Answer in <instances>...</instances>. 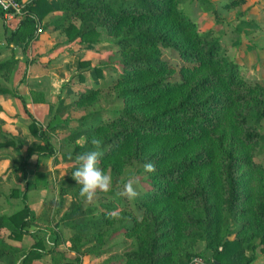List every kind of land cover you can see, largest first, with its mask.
I'll return each instance as SVG.
<instances>
[{"label": "trees", "instance_id": "trees-1", "mask_svg": "<svg viewBox=\"0 0 264 264\" xmlns=\"http://www.w3.org/2000/svg\"><path fill=\"white\" fill-rule=\"evenodd\" d=\"M191 1L215 14L213 28L198 31L184 8ZM241 2L245 0L225 6ZM52 11L62 13L49 26L65 34L68 42L76 40L80 49L98 51L104 29L117 49L97 65L80 59L77 73L67 83L75 78L79 85L73 88L71 103L62 99L60 108L86 112L63 138L62 144H74L65 159L75 167L87 160L100 162L104 170L121 174L137 162L146 166L150 186L135 198L143 210L140 218L111 202L100 205L99 215L95 208L74 207L56 220L58 226L70 228V249L75 252L63 264H82L86 255H103L104 246L92 244L105 243L116 234L132 238L134 248L115 264H191L194 257L211 264H253L258 250L264 253V166L254 160L264 149V85L248 80L242 66L229 56L224 20L213 2L32 0L9 43L26 49L36 38L39 21ZM164 49L182 63L167 61ZM17 64L15 58L0 60V78L9 80ZM108 70L116 79L107 90L124 105L108 115L105 110L89 111L104 94ZM85 72L91 73L96 85L85 84ZM1 95L19 93L0 82ZM43 95L32 92L35 101L44 100ZM22 101L33 119L32 134L39 140L14 168L15 176L22 172L27 177L32 158H51L60 152L52 137L64 123L56 113L44 127ZM21 147L20 139L0 131V150L14 148L23 154ZM75 167L60 186L63 203L80 182ZM10 196L20 198L24 206L0 214V259L29 264L41 254L43 244L24 249L6 239L34 235L29 228L40 223L26 189L14 187ZM3 229L8 231L6 237ZM55 234L60 243V232ZM200 242L203 248L197 252Z\"/></svg>", "mask_w": 264, "mask_h": 264}, {"label": "rangeland", "instance_id": "rangeland-1", "mask_svg": "<svg viewBox=\"0 0 264 264\" xmlns=\"http://www.w3.org/2000/svg\"><path fill=\"white\" fill-rule=\"evenodd\" d=\"M211 1L217 8L220 17L224 20L223 41L229 46V56L242 66V72L248 80L264 85V0H245L244 3H238L230 8L225 5L234 0ZM184 8L186 13L196 23L200 33L215 26V14L209 10L205 11L198 1L186 2L184 3ZM239 13L244 14L239 15ZM8 23L9 25L12 24L11 22ZM3 28L2 22H0V29ZM102 39V52H106V54L103 53V57L107 58L108 55L114 54L117 49L114 43L109 40L110 38L104 29L102 30ZM61 45H63V42L53 45L44 54L43 60L38 59L43 53L32 60L28 59L26 61L27 65L33 64L38 59L40 70L51 69L62 73L65 70L66 73L70 72L71 75L76 74L74 71H78V67L77 69L66 70L63 68L64 62L59 61V54H57L56 50L60 49ZM96 52H82L83 54H80V57L87 58ZM163 56L172 64L180 65L182 63L178 57L166 49L163 51ZM92 60L97 61V55H94ZM19 69H23V66ZM105 75V81L107 82L105 84V81L101 82V85L104 84L102 86L104 87V94H102L100 101L93 108H90L89 111L105 110L107 113L105 115H108L110 111L121 109L124 103L114 97V92L107 90V86H112L115 82L116 74L108 70ZM175 76L179 77L177 73ZM0 81L4 85V82H7L5 79H0ZM93 83L91 79L89 84L94 86ZM43 84L47 86V80H44ZM76 85L79 84L76 83ZM68 87L65 86L66 91L63 89L60 95H53V99L48 101V112L44 117L36 118L44 127H48L52 117L56 113L59 114L58 119L63 120L60 123L64 124H61L63 125L62 128L53 134L52 141L56 147L60 148V152L51 158H32L28 164L27 177L22 172H19V177L15 176L14 168L20 165L22 156L25 157L28 147L39 142L31 130L24 133L23 128H21V125L25 126V128H30V124H27V122H32L33 119L23 110V115L27 117V122L23 120L18 122L21 128L18 135L4 131L3 125L0 123V131L10 136L14 135L22 141L21 150L23 151V154H20L14 148L0 150V191L3 193L0 197V214H11L24 206L20 198L10 196L11 189L17 187L19 190H27L29 204L36 215H50L48 225L53 224L57 219L59 220L67 211L74 207H79L81 210L95 208V214L99 215L101 211L100 205L111 202L119 204L121 208L140 218L143 210L136 206L135 198L150 188L146 166L134 162L126 173L121 174V172L114 173L110 168L104 170L103 166H100V162L87 160L84 164L75 167V164L65 159V154L73 150L74 144H62L63 138L77 125L78 118L86 112L60 108L63 105L60 102L61 98L68 93ZM69 100H72V98L69 97ZM59 108L61 110H58ZM262 132L264 133V122ZM254 160L264 166V149L259 150ZM73 167H75L74 170L80 172L78 175L80 176V182L78 186L71 190H74L75 194L66 195L63 203L60 195V186L64 179L71 174ZM129 171H131V174H129ZM38 225V227L43 226L41 223ZM61 226L66 225L61 224ZM65 230H68V226H66ZM7 233L8 231L6 230L2 231L5 237ZM112 238L105 243L96 241L95 244H92L95 248L104 246L103 249H105L106 253L100 255L101 257H95L96 255L93 254L87 255L86 264H105L109 261L110 263L108 264H115L114 261L121 259L127 251L134 248L132 238L122 234H116ZM202 248L203 245L200 242L196 245L195 250L199 252ZM253 264H264V253L261 250H258Z\"/></svg>", "mask_w": 264, "mask_h": 264}, {"label": "crops", "instance_id": "crops-1", "mask_svg": "<svg viewBox=\"0 0 264 264\" xmlns=\"http://www.w3.org/2000/svg\"><path fill=\"white\" fill-rule=\"evenodd\" d=\"M23 1L25 3H28L32 0ZM61 13V11L49 12L43 17L42 20L39 21V28H41L42 31L39 32L38 28L36 38L31 40L26 49L18 44L9 43L8 41V37L10 36L11 31L19 27L17 26L18 19L12 21V24L9 25V23L7 24L4 18L0 16V22H2V25L4 27L3 29H0V60H8L12 58L18 59L17 67L13 70L10 79L4 83L10 89H16L19 93V96H0V123L3 125L4 131L13 133L14 135H18L21 128H23L24 133H27L31 130L29 127L25 128V126L22 125L20 128L18 124V122H20L21 120L27 122V117H24L23 115V110H25L24 103L22 101L23 99L25 100L29 111L37 119H40L47 114V104L49 100L51 101L53 99V95H60L63 89L66 91L65 86H68L67 83H69V81L72 79L73 74L71 75L70 72L66 73L65 70L62 73L61 71L56 72L51 69H39V60H43L42 57L46 52L49 51V49L53 45L63 42V45H61L62 47L56 50V52L57 54H59V61L64 62L63 68L66 70L77 69L80 59L90 60L93 65H97V63L99 64L102 59H105V57H103V53L106 54V52H102V42L99 44L98 52L90 51L91 53H96H93L90 56L88 55L89 57L87 58L83 56L80 57V54H83L88 50L80 49L77 46L76 40L73 42H68L67 36L65 34L59 32L58 30H54L53 26H49V21L57 15H60ZM14 24L15 26L13 27ZM42 53L43 55H41ZM37 55H41L38 58L39 60L37 59L36 62L28 66L26 61L28 59L32 60L34 57H37ZM94 55H97V61L92 60ZM21 66H23L24 70L19 69ZM74 73H77V71H74ZM85 76V84L92 86L89 84V81L92 79V81L94 82L93 85H96L94 78L91 76V73L85 72ZM44 80H47V86L43 84ZM102 81L103 80L101 78L100 83ZM72 82L73 83L68 87V93L64 94L65 96L61 98V100L64 99L65 104L71 103L69 97L72 98L73 88L78 86L76 85V83L79 84V82L75 78ZM33 91L43 92L44 100H41L39 98V100L35 101L32 97ZM27 124H31V121H28ZM35 217L36 222L43 224V226L38 227L37 225H34L29 228L30 231L34 233V235L25 234L21 239L7 237V242L12 246L21 247L24 249H29L38 242L40 244H43L41 254L34 258L29 264H63L66 259L75 257V252L70 249V228L68 227V230L66 231V226H58V219L57 222L48 225V223L50 222V215H35ZM56 232H60L61 234L60 243H58L56 240ZM86 260L87 255L82 257V264H86ZM0 264L6 263L0 259ZM17 264H28V262L24 263L22 262V260H20L17 262Z\"/></svg>", "mask_w": 264, "mask_h": 264}, {"label": "built area", "instance_id": "built-area-1", "mask_svg": "<svg viewBox=\"0 0 264 264\" xmlns=\"http://www.w3.org/2000/svg\"><path fill=\"white\" fill-rule=\"evenodd\" d=\"M26 3L23 0H0V13L3 14L4 20L8 22H12L19 18L24 14ZM42 29L39 28V32ZM191 264H211L205 261L201 257H194L192 259Z\"/></svg>", "mask_w": 264, "mask_h": 264}, {"label": "water", "instance_id": "water-1", "mask_svg": "<svg viewBox=\"0 0 264 264\" xmlns=\"http://www.w3.org/2000/svg\"><path fill=\"white\" fill-rule=\"evenodd\" d=\"M215 264H220L218 261H214Z\"/></svg>", "mask_w": 264, "mask_h": 264}, {"label": "bare ground", "instance_id": "bare-ground-1", "mask_svg": "<svg viewBox=\"0 0 264 264\" xmlns=\"http://www.w3.org/2000/svg\"><path fill=\"white\" fill-rule=\"evenodd\" d=\"M215 264V263H214Z\"/></svg>", "mask_w": 264, "mask_h": 264}]
</instances>
